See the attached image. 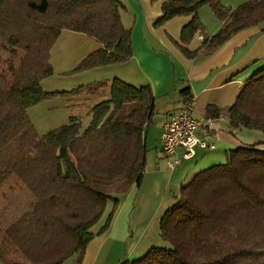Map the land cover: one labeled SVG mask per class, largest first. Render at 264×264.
<instances>
[{
  "label": "trees",
  "instance_id": "1",
  "mask_svg": "<svg viewBox=\"0 0 264 264\" xmlns=\"http://www.w3.org/2000/svg\"><path fill=\"white\" fill-rule=\"evenodd\" d=\"M205 5L223 22L212 35L204 33L200 17ZM123 7L120 0H0V199H15L23 191L31 200L23 213L0 218L3 264H63L82 256L109 207L98 234L110 226L121 199L143 182L145 130L156 113L151 85L116 77L68 91L42 87L54 74L51 49L63 30L85 33L102 44L70 73L128 62L132 30L122 22ZM182 15L191 18L177 43L194 58L263 22L264 0L235 9L222 0H168L158 23ZM198 33L204 40L190 50ZM107 89L109 98L92 108L86 128L79 117L70 116L67 124L41 135L28 113L58 96ZM206 114L227 117L230 133L254 130L264 137V64L246 79L233 105H208ZM262 146L264 139L229 149L225 163L192 176L160 221V236L169 247L153 246L139 259L120 264H264Z\"/></svg>",
  "mask_w": 264,
  "mask_h": 264
},
{
  "label": "crops",
  "instance_id": "2",
  "mask_svg": "<svg viewBox=\"0 0 264 264\" xmlns=\"http://www.w3.org/2000/svg\"><path fill=\"white\" fill-rule=\"evenodd\" d=\"M129 2L131 13L121 12L123 24L132 30L133 57L128 62L67 75L88 54L100 49L102 44L85 33L63 30L51 49L50 62L54 74L42 82V87L47 80H51L49 83L51 85L63 87L54 84L53 80L57 79V75H65L79 79L71 84L73 87L71 89H74L95 82L110 83L117 77L136 86L149 84L157 97L156 113L145 130L148 154L141 186H134L121 199L110 226L98 234L111 211L110 206L102 221L95 227L96 235L87 245L85 253L82 256L75 254L63 264H120L121 261L130 260L140 252L142 243L148 244L145 243L147 236L158 243V239L161 240L160 226L157 231L150 228L164 207L167 195L171 192L177 195L181 186L194 176L196 170L217 161V157H210L206 153L210 150L199 148L193 158L186 160L177 168L170 169L160 143L164 123L186 105L189 96L192 97L194 112L197 115L207 116L208 105L230 107L244 87L246 79L264 64V21L233 34L211 54H200L190 58L182 52L177 43L179 35L172 34L173 36L169 37L168 32L167 37L160 34L156 26L159 24L160 16L150 18L146 14H141L131 0ZM207 8L208 5H205L200 9V17L208 28V34L212 35L221 29L223 22L217 16L218 19H211ZM125 9L127 11V8ZM182 16L186 17L175 22L179 28L191 18L189 15ZM152 19L157 20L153 22ZM203 40L202 34H196L188 48L198 49ZM58 88L44 89L60 91ZM186 89L189 91L188 94L184 93ZM109 95L107 89L96 94L61 97L66 99L69 105L82 106V109L79 108L78 112L70 116L79 117L84 125L85 121L87 123L91 121L92 108L108 99ZM85 116L86 120L83 118ZM211 119L212 122L207 127L212 135L211 140L215 144V149L216 143L226 148L225 153L227 149L264 139L261 132L254 130L242 129L236 130L234 134L230 133L227 130L229 125L227 117ZM0 264L3 263L0 261Z\"/></svg>",
  "mask_w": 264,
  "mask_h": 264
},
{
  "label": "rangeland",
  "instance_id": "3",
  "mask_svg": "<svg viewBox=\"0 0 264 264\" xmlns=\"http://www.w3.org/2000/svg\"><path fill=\"white\" fill-rule=\"evenodd\" d=\"M120 1L122 2L123 6H124L122 9V12L131 13V3L129 2V0H120ZM165 1H168V0H131L132 4L135 6L136 10L139 9L141 14H144V15L146 14V15L150 16V18H157V16H160L161 9H162L163 3ZM247 1H249V0H222V4L225 5L227 8L235 9L239 5H241ZM125 8H127V11ZM207 9H208V13H209V16L211 17V19H218L216 17V15L214 14L210 5H208ZM132 16H133V13H132ZM184 17H186V16H175V17H173L167 21H164L163 23L161 22L158 25H156L157 29L160 32V34H164L167 37H168V32H169V34H170L169 37L173 36L172 34H175L176 36L179 35V38H180L182 26L179 28L178 23L175 25V22L177 20L179 21V20L183 19ZM156 20L157 19H154L153 22ZM202 24L204 27V33L208 34V28L206 27L205 23L202 22ZM204 33L202 34L203 36H204ZM67 75H73V73H70ZM57 76H58L57 79L53 80L54 84H57V86H63V87L58 88L54 85L49 84L51 80L45 81L43 83V87L46 90H49L50 88H58L60 91H62V90L68 91L69 89L73 88L72 87L73 83L74 82L76 83L79 80V79L67 77L65 75H57ZM47 78H49V77H47ZM50 78H51V76H50ZM60 88H63V89H60ZM53 90H56V89H52L51 91H53ZM100 96H101V94H100ZM100 96H94V98L100 97ZM79 108L82 109V106L81 105L72 106L71 104L69 105L66 99L59 96V97H56L54 100L45 101V102H42V103H39L37 105L32 106L31 108H29L28 113H29V116L31 117L33 123L35 124L39 134L45 135L50 130H53V129L58 128L62 125L67 124L69 122L70 115L71 114L73 115L76 112H78ZM83 118L86 120V116ZM88 125H89V123H87L85 121L83 127L86 128ZM216 147H217V149L212 150V151H211V149H204V150H210V151H207L206 153L210 157L211 156L217 157V159H216L217 161L211 163L210 165L202 167L203 169H205V168H207L213 164H221V163L226 162V159H227L226 153H225L226 148L220 147V145L218 143H216ZM197 149H199V148H197ZM185 162H186V160H182V163L180 165H178L177 167L181 166ZM203 169L200 168V169L196 170L194 172V175ZM180 185L178 186L179 188H180ZM178 195H179V193H177V195H175V193H172V192L167 195L164 207L161 209L158 217L156 218V220L151 225L150 229H152V231L153 230L157 231L159 229L160 221H161L164 213L166 212V210L170 206H172L173 204L176 203ZM30 201L31 200L29 199V197L23 191H21L19 193L18 197L15 199H13V198L9 199V200L0 199V218L7 217L8 215H12L14 213H23L25 210H28ZM158 240H156V241H158V243H155V241H153V238H151L150 236H147L145 243L146 244L148 243V244L144 245V243H142L140 245V250H141L140 252L141 253L138 252L135 256H133L130 259V261L137 260L140 257L144 256L146 254V252H148L151 249V247H153V246H156V247L160 246L163 248L169 247V244H167L165 241H163L162 238H161V240L160 239H158Z\"/></svg>",
  "mask_w": 264,
  "mask_h": 264
},
{
  "label": "built area",
  "instance_id": "4",
  "mask_svg": "<svg viewBox=\"0 0 264 264\" xmlns=\"http://www.w3.org/2000/svg\"><path fill=\"white\" fill-rule=\"evenodd\" d=\"M211 122V118L195 114L192 101H187L164 123L160 143L170 169L176 168L182 160L193 158L197 148L215 149L207 130Z\"/></svg>",
  "mask_w": 264,
  "mask_h": 264
}]
</instances>
